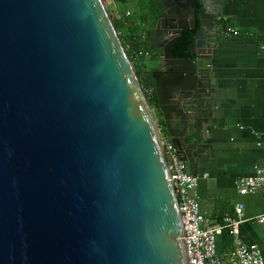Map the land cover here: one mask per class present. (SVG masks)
<instances>
[{"label": "water", "instance_id": "obj_1", "mask_svg": "<svg viewBox=\"0 0 264 264\" xmlns=\"http://www.w3.org/2000/svg\"><path fill=\"white\" fill-rule=\"evenodd\" d=\"M199 1L165 2L160 21L177 24L155 86L191 164L228 0ZM187 29L194 57L180 59ZM164 138L104 0H0V264H189Z\"/></svg>", "mask_w": 264, "mask_h": 264}, {"label": "crops", "instance_id": "obj_2", "mask_svg": "<svg viewBox=\"0 0 264 264\" xmlns=\"http://www.w3.org/2000/svg\"><path fill=\"white\" fill-rule=\"evenodd\" d=\"M108 3L111 13H132L122 11L116 0ZM222 18L226 30L218 38L211 63L216 94L213 117L203 132L206 152L198 164L185 163L188 172L200 178L197 194L204 216L212 224L221 223L243 204L240 238L264 254V224L258 222L264 214V192L241 196L237 189L239 180L264 167V46L248 40L252 35L264 38V0H228ZM230 29L241 33L242 39L232 36ZM168 35L155 32L151 38L152 48L161 55ZM193 138L200 137L197 133ZM235 239L228 231L218 236L220 258H231Z\"/></svg>", "mask_w": 264, "mask_h": 264}, {"label": "built area", "instance_id": "obj_3", "mask_svg": "<svg viewBox=\"0 0 264 264\" xmlns=\"http://www.w3.org/2000/svg\"><path fill=\"white\" fill-rule=\"evenodd\" d=\"M229 32L236 33L232 29ZM144 92L148 98L153 90L148 88ZM163 142L171 182L182 214L189 264H264V254L259 246L248 245L240 238V226L244 222L243 204L236 206L235 215L226 217L221 223L212 224L201 212L197 194L200 178L188 172L186 163L171 141L164 138ZM237 189L241 196L264 192V167L258 168L254 176L239 180ZM258 222L264 224V214L258 217ZM225 231L236 238L235 249L229 260L220 258L217 250V238Z\"/></svg>", "mask_w": 264, "mask_h": 264}, {"label": "trees", "instance_id": "obj_4", "mask_svg": "<svg viewBox=\"0 0 264 264\" xmlns=\"http://www.w3.org/2000/svg\"><path fill=\"white\" fill-rule=\"evenodd\" d=\"M104 1L107 3V0ZM140 2L142 6L138 16L133 17V13H130L128 16L127 12L118 14L110 12V15L128 56L134 65L143 89L151 88L153 90L152 95L148 97L149 103L156 114L162 133L168 134L155 90L154 71L156 68L149 69L146 65L149 58L155 56L159 59L161 56L160 51L152 48L151 38L155 33L159 20L165 16L164 4L166 0H140ZM198 4H200L199 1ZM195 33L196 31L188 29L182 32L173 46V51L178 58L189 59L194 57ZM232 36L239 40L242 39V34L238 32ZM248 40L255 41L264 46L263 37L252 35Z\"/></svg>", "mask_w": 264, "mask_h": 264}, {"label": "rangeland", "instance_id": "obj_5", "mask_svg": "<svg viewBox=\"0 0 264 264\" xmlns=\"http://www.w3.org/2000/svg\"><path fill=\"white\" fill-rule=\"evenodd\" d=\"M116 3L122 11H131L133 13V17L138 16V13L140 12L142 6L140 0H116ZM109 5L110 4L108 3L107 6ZM146 65L149 69L156 68L159 65V61L155 56H153L147 60ZM164 136L168 137L167 134H164Z\"/></svg>", "mask_w": 264, "mask_h": 264}, {"label": "flooded vegetation", "instance_id": "obj_6", "mask_svg": "<svg viewBox=\"0 0 264 264\" xmlns=\"http://www.w3.org/2000/svg\"><path fill=\"white\" fill-rule=\"evenodd\" d=\"M167 1V0H166ZM198 1L199 0H197V2H196V4L198 3ZM200 2V1H199ZM173 5H172V8L171 9H177V5L176 4H174V3H172ZM165 17V16H164ZM163 17V18H164ZM162 18V19H163ZM161 20V19H160ZM159 20V21H160ZM175 20H172V21H170V20H168V21H165V20H162V21H160V25H159V28H157L156 27V30H155V32H158V33H164V32H167V33H170V29H171V27H172V25H174V24H177L176 22H177V20H176V22H174ZM159 23V22H158ZM157 26H158V24H157ZM169 36V35H168ZM168 41V40H167ZM166 43H164L163 45H165ZM161 51H162V55H163V49H162V47H161V49H160ZM162 55L160 56V58L158 59V61H159V65L156 67V70L154 71V73H155V76H154V84H155V86H156V84H157V82L161 79V77L163 76V73H164V71L166 70V68L167 67H165L164 69L162 68V65H163V61H162ZM176 126H179L178 124L176 125Z\"/></svg>", "mask_w": 264, "mask_h": 264}]
</instances>
